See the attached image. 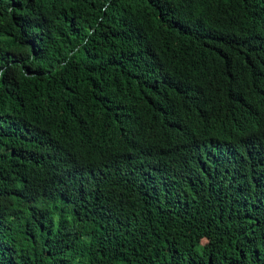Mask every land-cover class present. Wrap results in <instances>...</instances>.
Returning a JSON list of instances; mask_svg holds the SVG:
<instances>
[{
	"label": "trees",
	"instance_id": "trees-1",
	"mask_svg": "<svg viewBox=\"0 0 264 264\" xmlns=\"http://www.w3.org/2000/svg\"><path fill=\"white\" fill-rule=\"evenodd\" d=\"M0 264H264V0H0Z\"/></svg>",
	"mask_w": 264,
	"mask_h": 264
}]
</instances>
